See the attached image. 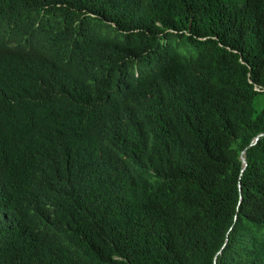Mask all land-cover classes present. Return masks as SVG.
<instances>
[{
	"label": "trees",
	"instance_id": "trees-1",
	"mask_svg": "<svg viewBox=\"0 0 264 264\" xmlns=\"http://www.w3.org/2000/svg\"><path fill=\"white\" fill-rule=\"evenodd\" d=\"M263 131L264 0H0V264H264Z\"/></svg>",
	"mask_w": 264,
	"mask_h": 264
},
{
	"label": "clouds",
	"instance_id": "clouds-1",
	"mask_svg": "<svg viewBox=\"0 0 264 264\" xmlns=\"http://www.w3.org/2000/svg\"><path fill=\"white\" fill-rule=\"evenodd\" d=\"M19 56H20V53L14 58L12 71L10 74L11 87H12V90L15 92L21 91L24 88L32 87L31 86L32 83L38 82V70H37L36 64L32 60L27 58L26 69L22 70L19 64ZM138 74H139L138 71L135 70L134 75L138 76ZM131 81L132 80H127V83H130ZM98 115L99 116L95 120L96 122L95 129L100 135L103 136L109 124L113 123V117L104 112H101ZM244 167H243V162H242V169ZM7 186L8 184H6L2 180V189L6 188Z\"/></svg>",
	"mask_w": 264,
	"mask_h": 264
},
{
	"label": "water",
	"instance_id": "water-1",
	"mask_svg": "<svg viewBox=\"0 0 264 264\" xmlns=\"http://www.w3.org/2000/svg\"><path fill=\"white\" fill-rule=\"evenodd\" d=\"M262 134H264V131L263 132H259L256 135H254L248 145L253 144L257 140V138L260 135H262ZM241 159H242L243 167H244L246 165V163H247L246 158H245V155H244V149L241 150Z\"/></svg>",
	"mask_w": 264,
	"mask_h": 264
}]
</instances>
